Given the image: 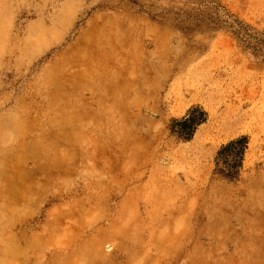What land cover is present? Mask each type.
Returning <instances> with one entry per match:
<instances>
[{"label": "rangeland", "instance_id": "rangeland-1", "mask_svg": "<svg viewBox=\"0 0 264 264\" xmlns=\"http://www.w3.org/2000/svg\"><path fill=\"white\" fill-rule=\"evenodd\" d=\"M238 22L264 35V0H0V264H264V58Z\"/></svg>", "mask_w": 264, "mask_h": 264}, {"label": "trees", "instance_id": "trees-1", "mask_svg": "<svg viewBox=\"0 0 264 264\" xmlns=\"http://www.w3.org/2000/svg\"><path fill=\"white\" fill-rule=\"evenodd\" d=\"M233 33L241 47L254 56L264 58V35L254 32L249 26L241 23L234 24ZM205 113L198 107L188 111L181 119L172 121L171 131L177 136L188 140L195 128L203 123ZM247 148L246 138H237L220 147L216 153V173L227 180H235L242 167L243 157Z\"/></svg>", "mask_w": 264, "mask_h": 264}, {"label": "bare ground", "instance_id": "bare-ground-1", "mask_svg": "<svg viewBox=\"0 0 264 264\" xmlns=\"http://www.w3.org/2000/svg\"><path fill=\"white\" fill-rule=\"evenodd\" d=\"M35 143V140L34 139H30L29 140V143L27 142L25 145H26V148L29 149V151H31V149L33 148V145Z\"/></svg>", "mask_w": 264, "mask_h": 264}]
</instances>
